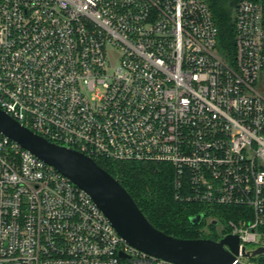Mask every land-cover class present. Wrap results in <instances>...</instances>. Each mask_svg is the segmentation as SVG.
I'll use <instances>...</instances> for the list:
<instances>
[{"label":"built area","instance_id":"2783aa9c","mask_svg":"<svg viewBox=\"0 0 264 264\" xmlns=\"http://www.w3.org/2000/svg\"><path fill=\"white\" fill-rule=\"evenodd\" d=\"M234 30L230 62L206 0H0V107L96 161L170 164L218 239L264 246V0H239ZM0 264L177 263L0 132Z\"/></svg>","mask_w":264,"mask_h":264},{"label":"water","instance_id":"95a60500","mask_svg":"<svg viewBox=\"0 0 264 264\" xmlns=\"http://www.w3.org/2000/svg\"><path fill=\"white\" fill-rule=\"evenodd\" d=\"M0 132L56 167L84 189L106 214L118 233L131 245L177 264H248L238 259L264 255V246L240 248L238 234L216 240L181 238L156 228L127 189L96 160L79 150L48 140L21 124L0 107ZM203 215L191 216L198 224ZM250 264H256L255 262Z\"/></svg>","mask_w":264,"mask_h":264},{"label":"trees","instance_id":"16d2710c","mask_svg":"<svg viewBox=\"0 0 264 264\" xmlns=\"http://www.w3.org/2000/svg\"><path fill=\"white\" fill-rule=\"evenodd\" d=\"M206 1L218 28L217 49L225 59L232 62L235 54L234 11L239 0ZM97 162L120 181L156 228L181 238H219L215 224H207L205 219L198 224L191 221V216L198 211L195 205L175 199L170 164L107 159H97ZM235 212L233 206H224L217 210L223 221L235 218ZM250 259L256 264H264V255Z\"/></svg>","mask_w":264,"mask_h":264}]
</instances>
